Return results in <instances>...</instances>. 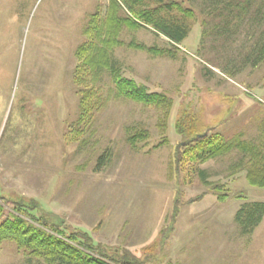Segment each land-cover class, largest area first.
<instances>
[{
	"label": "rangeland",
	"instance_id": "rangeland-1",
	"mask_svg": "<svg viewBox=\"0 0 264 264\" xmlns=\"http://www.w3.org/2000/svg\"><path fill=\"white\" fill-rule=\"evenodd\" d=\"M216 1H138V10L185 25L180 45L141 18L143 28L119 33L115 67L168 95L166 117L119 97L109 71L97 82L89 75L87 87L76 82L85 31L94 15L106 20L112 0H0L3 217L13 202L33 207L67 234L89 233L112 258L129 251L142 264H264V219L251 235L236 221L245 204L264 203V189L246 179L251 155L236 147L206 163L177 162L183 113L199 134L239 137L264 156V63L247 58L259 30L251 21L229 26ZM120 16L133 17L125 5ZM85 89L98 95L92 124L82 126ZM0 264L47 263L7 241Z\"/></svg>",
	"mask_w": 264,
	"mask_h": 264
},
{
	"label": "trees",
	"instance_id": "trees-1",
	"mask_svg": "<svg viewBox=\"0 0 264 264\" xmlns=\"http://www.w3.org/2000/svg\"><path fill=\"white\" fill-rule=\"evenodd\" d=\"M138 1L112 0L109 14L103 23L98 21V14L92 17L90 26L85 31L86 36L91 40L78 50L81 63L78 66L76 82L80 86L87 87L85 84L89 75L92 81L97 82L103 71H109L119 97L147 107L164 110L166 117H169L173 109L171 98L165 93L151 92L147 86L125 77L121 69L115 67L112 52L121 44L118 36L124 26L137 30L143 28L144 23L151 25L158 33L166 36L176 45H180L186 39L189 31L178 20L168 21L156 15V12L138 10ZM215 3L226 5V10L229 11L227 16L229 26L233 21L239 23L251 21L252 25H256L259 33H253L256 41L247 58L254 67L264 63V0H217ZM122 5H125L133 17L120 16ZM140 18L144 20V23H140ZM140 48L143 49V47ZM150 51L156 52V50ZM82 94V113L79 124L91 125L95 111L92 102L98 94L90 89H85ZM188 119L187 114L183 113V116L175 122L176 132L183 138L179 145L177 162L181 163L182 158H187L191 163H206L237 147L251 155L250 167L246 175L248 183L252 187L264 189V156L255 151V147L241 141L239 137L228 139L221 133L201 135L196 131V126L190 125ZM144 138L145 135L139 133L130 137L129 140L135 146ZM182 149L185 150L183 154H181ZM108 160V153H104L99 160V169L106 165ZM202 175L205 180V172H202ZM216 189L221 190V187H216ZM223 198L220 197L221 200ZM12 204L15 207L13 210L15 213H9L6 217H3L2 210L4 209L0 207V248L5 242L12 241L28 258L42 260L47 264H142L129 251H125L123 255L130 256V261L125 260V257L119 254L112 258L102 245L95 243L89 233L67 234L56 223L35 215L33 207L18 202ZM263 219V202L245 204L236 215V221L245 235H251ZM168 264L176 263L169 261Z\"/></svg>",
	"mask_w": 264,
	"mask_h": 264
}]
</instances>
